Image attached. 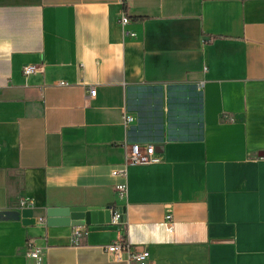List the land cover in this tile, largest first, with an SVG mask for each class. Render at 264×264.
I'll use <instances>...</instances> for the list:
<instances>
[{"label":"crops","instance_id":"1","mask_svg":"<svg viewBox=\"0 0 264 264\" xmlns=\"http://www.w3.org/2000/svg\"><path fill=\"white\" fill-rule=\"evenodd\" d=\"M0 208V264H264V0H0Z\"/></svg>","mask_w":264,"mask_h":264},{"label":"built area","instance_id":"2","mask_svg":"<svg viewBox=\"0 0 264 264\" xmlns=\"http://www.w3.org/2000/svg\"><path fill=\"white\" fill-rule=\"evenodd\" d=\"M120 25L124 27L129 23V18L121 14L120 16ZM129 36L133 37L134 33H127ZM43 70L41 65H26L22 68V74L27 77L28 75L41 72ZM59 85H67L66 82H59ZM96 94V90L94 87H90L88 90V97L93 98ZM131 121L130 116L124 115V124H127ZM161 160L160 156L156 152V148L154 144H146L145 146H140L138 144L131 145L130 148L126 149L125 152V165H147V164H155L159 163ZM122 171L121 173H123ZM116 192L119 196H125L127 192V187L125 184H120L116 186ZM1 209V208H0ZM110 211V224L118 225L122 223L123 215L117 211L116 209L109 208ZM40 221H42L40 219ZM163 226L168 232H173L174 230V222L172 220L171 214H166ZM79 235L78 229H75L74 236L77 237ZM29 255L31 258L35 260L37 264H41L43 262L42 248L39 246H34L29 243ZM106 251L113 255L115 260H123V256L125 254V260L128 263H138L145 264L148 259V251L147 250H135L132 249L129 243L125 240L116 241L107 246Z\"/></svg>","mask_w":264,"mask_h":264},{"label":"water","instance_id":"3","mask_svg":"<svg viewBox=\"0 0 264 264\" xmlns=\"http://www.w3.org/2000/svg\"><path fill=\"white\" fill-rule=\"evenodd\" d=\"M47 216L49 223H71L73 226H82L94 221L95 212H90V209L85 206H65L50 209ZM53 217H58V220H52Z\"/></svg>","mask_w":264,"mask_h":264}]
</instances>
